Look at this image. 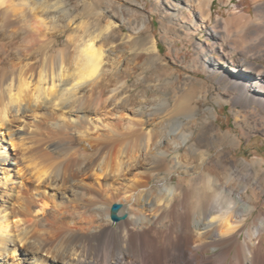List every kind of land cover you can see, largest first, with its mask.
I'll return each instance as SVG.
<instances>
[{"label": "bare ground", "instance_id": "1", "mask_svg": "<svg viewBox=\"0 0 264 264\" xmlns=\"http://www.w3.org/2000/svg\"><path fill=\"white\" fill-rule=\"evenodd\" d=\"M213 1L175 0L166 15L173 20L183 5L213 25L231 66L221 100L244 107L237 125L254 132L252 110L264 112V0H253L254 16L236 18H214ZM70 5L0 0V264H264L256 195L264 186L225 149L210 158L229 135L210 110L197 116L201 98L218 88L189 79L170 98L165 87L174 81L147 79L142 64L161 56L153 44L148 57V17L135 0ZM118 23L138 37L122 35ZM133 76L160 91L144 88L133 103ZM173 173L181 184L167 183ZM114 204L122 205L119 222Z\"/></svg>", "mask_w": 264, "mask_h": 264}, {"label": "rangeland", "instance_id": "2", "mask_svg": "<svg viewBox=\"0 0 264 264\" xmlns=\"http://www.w3.org/2000/svg\"><path fill=\"white\" fill-rule=\"evenodd\" d=\"M68 1L72 7L75 6L78 9H82L83 3H90L92 0ZM174 1L175 0H135L136 3L142 6V11L148 17V32L143 33L141 36L142 42L148 41V57L151 54L150 46L153 44H155L159 56H161V62H158L156 65L151 64L149 60L148 64H142V68H148L145 76L147 79L154 80L161 78V84H165V82L168 81H174L173 85L168 84L165 87L169 90L167 94L170 98L174 96L176 91L182 90L183 88L185 89L189 79H195L199 82L205 83L208 87H217L218 89L214 90L212 95H208L207 99H204V97L201 98L199 102L200 109L197 112V116L201 119V116L210 110L212 116L211 120L222 130L223 133L229 135L226 144L222 146L216 141L213 147L210 148L212 152L210 158L215 159L220 150L225 149L232 157L238 160L240 166L246 165L249 172L252 170L255 177L258 178L264 186V112L252 110V121H258L259 124V130L257 131L249 132L243 125H237L236 111L245 113V108L235 105L234 103L225 104L221 100L222 97L227 99V94H225V92L226 87L229 84L227 82L219 84V81L223 72L229 70L231 66L226 60L222 59L220 48L211 36V27L213 25L199 23L198 15L183 5L180 7V13L177 17L170 20L166 15V9H168V5ZM256 8L257 3L253 0H234L231 5L223 4L221 0L213 1L214 18H236L241 14L254 16ZM136 19H138L136 22L140 23V17ZM116 26L118 27L117 30H120L122 35H132L130 29L124 23H118ZM165 27H168L171 32L165 33L163 30ZM132 36L134 38L138 37V35L135 34ZM67 38L68 37H64L61 39L63 46L68 43ZM116 38V43L118 42L117 44H122L124 47L122 52L130 53V49H127L128 40L126 39L127 42L125 40L122 41L119 35H117ZM111 57L115 59L117 56L113 54ZM215 59L220 62L216 65L217 71L210 74L207 71L209 61ZM161 65H163L162 67L169 66L174 75L172 76L170 73H164V70L160 73L158 68L161 67ZM123 68L124 67H122V69ZM147 79L136 82V76L130 78V93L132 95L134 94L132 97L133 103L140 102L142 99L141 91H143L144 88H149L148 91L150 96H153L154 93L160 91L159 88L154 89L156 82H151ZM151 87L152 89H150ZM213 96L215 98H211ZM52 113L54 117L58 118L62 112L61 109L59 110V108H55ZM37 118L38 122H42V125L44 124V120H47V118L42 115H39ZM183 120L185 123L190 121L187 119ZM261 121L263 122L262 125ZM175 123H177V121H175L173 125ZM172 126H170V128ZM29 127L30 126H26L25 130H28ZM200 127L201 124H199V127L195 128L196 132L200 131ZM230 139L234 140L232 145L229 142ZM60 147L59 150L64 149L63 145ZM121 147L122 145L118 146V148ZM181 177L183 176L178 173H173L171 177L168 178L167 183L181 184ZM184 178L185 181H187L189 178H192V176L186 175ZM184 184H186V182H184ZM155 185L156 181H153L151 186ZM256 193V195H262L260 206L264 210V193H262L260 189H257ZM259 212L260 209H256L253 213V217H257ZM242 238H244V234H242Z\"/></svg>", "mask_w": 264, "mask_h": 264}, {"label": "water", "instance_id": "3", "mask_svg": "<svg viewBox=\"0 0 264 264\" xmlns=\"http://www.w3.org/2000/svg\"><path fill=\"white\" fill-rule=\"evenodd\" d=\"M121 209H122L121 204H114L113 205L111 218L114 222H119L122 219V217L119 216V212Z\"/></svg>", "mask_w": 264, "mask_h": 264}]
</instances>
